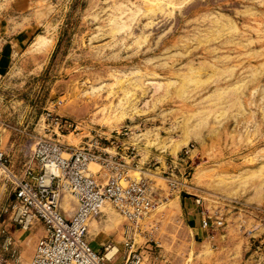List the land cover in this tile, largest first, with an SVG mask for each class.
<instances>
[{
	"label": "rangeland",
	"instance_id": "obj_1",
	"mask_svg": "<svg viewBox=\"0 0 264 264\" xmlns=\"http://www.w3.org/2000/svg\"><path fill=\"white\" fill-rule=\"evenodd\" d=\"M30 12L41 22L30 42L50 44L0 65V147L15 174L47 109L81 122L64 137L71 145L90 129L125 130L138 150L124 154L130 174L156 197L130 234L140 264H264V0H33L24 22ZM167 178L184 184L172 190ZM12 192L1 177L0 232L17 227ZM74 204L64 192L66 216ZM102 210L86 237L118 248L116 264L129 234ZM44 231L37 221L25 233L37 242Z\"/></svg>",
	"mask_w": 264,
	"mask_h": 264
},
{
	"label": "built area",
	"instance_id": "obj_2",
	"mask_svg": "<svg viewBox=\"0 0 264 264\" xmlns=\"http://www.w3.org/2000/svg\"><path fill=\"white\" fill-rule=\"evenodd\" d=\"M42 120L43 133L28 138L30 160L23 163L20 176L12 170L0 147V178L13 185L10 221L21 230H28L40 221L46 232L37 240L29 264H113L119 249L108 257L107 251L114 246L103 245L102 252L96 251L86 237L87 222L99 216L107 205L125 219L129 234L116 264H140L143 254L130 234L153 210L156 197L147 178L141 175L135 178L130 174L132 167L123 151L133 159L138 150L120 139L127 132L90 129L76 146L68 144L64 137L83 133L81 122L51 109L42 114ZM189 151V148L183 149L177 160L188 159ZM91 162L99 164L100 172H90ZM167 181L172 190L184 184L173 178ZM64 192L70 193L75 201L69 216L60 206ZM203 225H207L205 219ZM10 243L9 239L4 250ZM0 264H7L1 252Z\"/></svg>",
	"mask_w": 264,
	"mask_h": 264
},
{
	"label": "crops",
	"instance_id": "obj_3",
	"mask_svg": "<svg viewBox=\"0 0 264 264\" xmlns=\"http://www.w3.org/2000/svg\"><path fill=\"white\" fill-rule=\"evenodd\" d=\"M4 3L5 0H0V65L7 63L10 56L14 55L15 51L19 48L32 49L29 44L31 45L34 39L31 42L30 39L33 38L35 29L41 24V22L33 19V12L29 13L31 17L29 21L24 22V18L28 14V9L31 7L33 0H9L6 4ZM126 153L127 151H123V154ZM7 225L9 223H6L0 232V252L5 258L9 257L13 262H18L20 259L21 264H29L34 254L36 238L30 237V240H28L29 234H26L25 230H21L18 227L12 228L10 225ZM10 227L12 228L11 230ZM40 233H42V230H40ZM44 233L46 232L44 231ZM24 234L26 235L24 236ZM42 235L44 236L45 234ZM9 239L11 243L8 245V249L4 250L3 247L7 245ZM89 243L95 250L103 248V242H99V240L96 245L92 244V240ZM22 247L25 248L24 253H21L23 252L21 251ZM147 257L149 258L150 254H146ZM152 260L151 256V259L146 261L145 264H153Z\"/></svg>",
	"mask_w": 264,
	"mask_h": 264
},
{
	"label": "bare ground",
	"instance_id": "obj_4",
	"mask_svg": "<svg viewBox=\"0 0 264 264\" xmlns=\"http://www.w3.org/2000/svg\"><path fill=\"white\" fill-rule=\"evenodd\" d=\"M50 42H51V38L46 37V36H44L42 34H37L35 36L34 40L32 41L31 45L29 44V46H31L33 51H35V50L37 51V50L44 49V48L48 47ZM52 42H53V40H52ZM103 209H104V207H103ZM115 250H116V247L114 246V247H112V249H109L107 251L106 255L108 257L111 256L115 252Z\"/></svg>",
	"mask_w": 264,
	"mask_h": 264
}]
</instances>
